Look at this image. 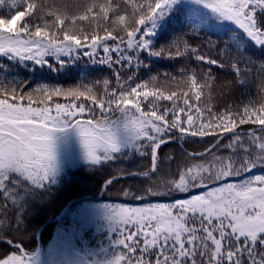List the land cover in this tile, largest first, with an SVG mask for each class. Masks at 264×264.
Instances as JSON below:
<instances>
[{"label": "snow or ice", "instance_id": "6c2138e0", "mask_svg": "<svg viewBox=\"0 0 264 264\" xmlns=\"http://www.w3.org/2000/svg\"><path fill=\"white\" fill-rule=\"evenodd\" d=\"M189 5L188 31L160 43ZM0 57L54 72L87 57L111 73L31 86L0 64V264H264V174L251 175L264 169V0H92L71 15L55 0H0ZM153 60L182 63L154 73ZM234 90L247 99L214 103ZM192 138L203 150L162 155ZM78 168L106 175L101 196L139 180L119 195L142 206L81 203L29 248Z\"/></svg>", "mask_w": 264, "mask_h": 264}, {"label": "trees", "instance_id": "16d2710c", "mask_svg": "<svg viewBox=\"0 0 264 264\" xmlns=\"http://www.w3.org/2000/svg\"><path fill=\"white\" fill-rule=\"evenodd\" d=\"M55 2L61 6L62 10L67 12V14L71 15L73 13H77L82 11L83 5L86 3L92 2V0H55ZM66 6V7H65ZM190 6L182 8L181 12L172 18L168 27L164 29V32L161 34L160 43H165L175 36L179 35L181 32H187L186 27V13L188 12ZM192 8V7H191ZM82 22H77V26H81ZM83 26L88 28L89 25L86 22H83ZM232 26L221 29L220 31H211L205 30L200 34L199 39H189L190 43H201L208 39L216 40L218 35L223 31L230 29ZM189 37L191 33L188 34ZM207 53V49L204 50ZM50 61L55 64V58H49ZM182 61H170V60H161L155 61L153 60L154 73L168 71L170 73H175L176 69L181 66ZM0 64L8 65L10 68V72L8 75V79L12 80L16 78L17 80H28L32 82L31 86H35L40 83H47L50 85H57L64 88L72 87L80 84L81 82L90 83L93 80H98L103 77H110L111 73L109 70L102 65L96 64L93 65L88 61L87 57L82 58L77 61L75 64H70L66 68L61 69L59 72H54L49 70L46 66L41 68L39 66L34 65L33 63H27L28 67L25 68L23 66H17L15 64H11L5 58L0 57ZM207 67V66H205ZM35 69V71H33ZM213 74L220 80L221 82L225 80L232 79L231 75L226 72V70L217 69L215 66H212ZM140 79H147V73L141 71L139 73ZM246 96H242L239 90H234L230 95L220 96L218 99L214 101V103L220 107L226 103H239L241 100H246ZM246 127V126H245ZM211 137L205 138V140H211ZM196 141V142H192ZM183 146L189 152L191 151H200L206 146L203 141H200L199 138H192L188 143H184ZM183 151L177 144H168L162 148V155H173L176 157H183ZM148 161L146 159H138L136 164L131 165L132 168L138 167H146ZM124 167H129V165H123ZM175 167V165H173ZM264 174V169H255L251 175H261ZM73 182L68 187V189L59 197L56 204L50 209H46L42 215L43 225L49 221L56 219L61 211L71 202L76 200L74 205L70 207L67 213L74 212L76 208L81 203H102V202H128L133 206H142V202L140 201H131L126 200L119 195V190L121 187H125L128 185H138L140 183L139 180L136 179H127L121 180L114 188H110L109 194L104 195L100 199V184L103 179L106 178L104 173H100L97 175H89L83 169H75L73 170ZM89 198V199H88ZM171 198H163L159 201L149 199L146 202L148 203H156V202H170ZM60 222L70 223L71 216L65 215L59 222L50 225L47 227L41 237L40 241L42 247H46L53 239L54 232ZM89 235H91L89 233ZM25 244L31 248L38 245L37 239L32 241L31 239L26 238Z\"/></svg>", "mask_w": 264, "mask_h": 264}, {"label": "water", "instance_id": "95a60500", "mask_svg": "<svg viewBox=\"0 0 264 264\" xmlns=\"http://www.w3.org/2000/svg\"><path fill=\"white\" fill-rule=\"evenodd\" d=\"M170 144H177V145H179V147L181 148V150L184 152V150H186L185 149V147L183 146V145H181L180 143H176V142H172V143H170ZM186 151H188V150H186ZM131 179V178H130ZM103 196H100V199L102 198ZM89 199V198H88ZM76 201L74 200V201H71L63 210H62V212L59 214V216L56 218V219H54V220H49V221H47L43 226H42V228H41V231H40V233L38 234V239H37V242H38V245L39 246H41V242H40V237H41V235H42V233H43V231L48 227V226H50V225H52V224H55V223H57L58 221H60L65 215H66V213H67V211L69 210V208L75 203Z\"/></svg>", "mask_w": 264, "mask_h": 264}, {"label": "rangeland", "instance_id": "374dc122", "mask_svg": "<svg viewBox=\"0 0 264 264\" xmlns=\"http://www.w3.org/2000/svg\"><path fill=\"white\" fill-rule=\"evenodd\" d=\"M190 7H192V8H195V7H197V6H195V5H189ZM230 26H232L230 23H226V24H224L223 26H220V27H217V28H213V29H208V30H211V31H220L221 29H226V28H228V27H230ZM3 58V57H2ZM51 58V57H50ZM27 63H32L31 61H29V62H27ZM56 232H57V228H56V230H55V232H54V235H53V239H52V241L50 242V243H52L53 242V240H54V238H55V236H56ZM49 243V244H50ZM47 247V246H46ZM45 247V248H46Z\"/></svg>", "mask_w": 264, "mask_h": 264}]
</instances>
